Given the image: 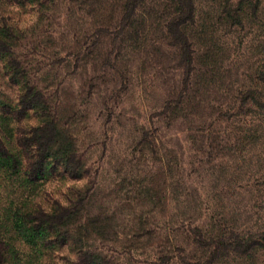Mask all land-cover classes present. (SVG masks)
<instances>
[{
    "label": "trees",
    "instance_id": "1",
    "mask_svg": "<svg viewBox=\"0 0 264 264\" xmlns=\"http://www.w3.org/2000/svg\"><path fill=\"white\" fill-rule=\"evenodd\" d=\"M60 1L18 0L21 5H39V24L44 17L54 16ZM73 1L77 8L95 18L94 30L88 35L86 31H74L72 37L79 41L75 50L81 46L90 49L104 39L101 67L105 69L104 64H109L114 75L121 77L122 67L127 66L121 53L123 45H128L133 53L143 50L146 57L151 52L173 54L181 75L177 86L166 94L162 106L166 116L178 112L187 100H193L201 86L199 77L204 78L203 86L214 79L215 46L221 48L216 35L220 18L225 28L235 29L243 25L244 18L261 20L264 16V0H214L217 13L211 19L199 11V0ZM8 2L0 0V8ZM36 27L27 34L17 33L0 19V62L5 76L19 87L15 102L0 98V192L4 194L0 198V264H54L57 259L65 264H123L119 260L123 252L140 250L145 256L150 245L147 243H156L153 251L162 253L157 257L162 264L175 263L169 255L174 249L180 253V264H210L216 260L228 264V259L240 264H264V229L241 227L231 220L213 218L204 226L188 222L181 235L199 251L198 255L192 252L189 258L176 248L177 244L171 243L168 235L156 237L150 213L153 209L160 213L164 208V194L162 189L152 186L157 172L141 162L146 151H155L146 126L140 127L134 141L138 153L123 164L122 177L108 194L100 195L91 179L83 190L69 189L63 197L69 201L68 207L58 200L44 203L36 199L42 180H77L89 175L87 159L77 148L76 130L70 123L76 112H60V106L67 103L65 97L46 91L48 83L38 76V63L34 62L36 74L30 72L32 61L23 51L24 41L37 32ZM206 58L209 61L204 69L202 61ZM257 81L264 83V72ZM233 103L240 107L237 115L247 114L242 110L250 111L249 107L264 114V90L256 82L250 84L236 92ZM30 112L43 122L42 127L29 130L21 123L32 118ZM175 183L179 185V177ZM259 185L264 187V181ZM176 195H183L184 203L195 205L192 198H197L196 193L185 190ZM112 199H116L113 207ZM65 246L77 255L78 262L55 255Z\"/></svg>",
    "mask_w": 264,
    "mask_h": 264
},
{
    "label": "rangeland",
    "instance_id": "2",
    "mask_svg": "<svg viewBox=\"0 0 264 264\" xmlns=\"http://www.w3.org/2000/svg\"><path fill=\"white\" fill-rule=\"evenodd\" d=\"M59 3L54 16L44 17L37 32L24 41L23 51L32 61V74H36L34 62L38 63L37 74L48 83L46 91L65 97L67 103L60 106V112H76L70 123L76 130L77 148L87 159L88 180H95L100 195L116 187L123 164L138 153L134 141L140 127L146 126L155 151H146L141 162L157 172L152 186L164 194V208L150 213L156 237L168 235L189 258L199 251L181 235L188 222L204 226L219 218L241 227L264 229V187L259 185L264 181V114L249 107L250 111L242 110L247 114L237 115L239 106L233 103L236 92L250 84L256 82L264 90V83L257 81L264 72V16L261 20L244 18L243 25L235 29H226L220 18L216 35L221 48L215 46L214 79L203 86L204 78L199 77L201 86L193 100L166 116L162 109L166 94L177 86L181 75L173 54L151 52L146 57L143 50L133 53L123 45L121 53L127 66L122 67L121 77L114 75L109 64L101 67V51L106 45L102 37L90 49L81 46L75 50L79 41L72 37L74 31L88 35L94 30L95 18L77 8L73 0ZM197 5L206 18L216 16L217 1L199 0ZM261 12L264 14V8ZM208 61H202L204 69ZM18 94V85L5 76L0 62V98L15 102ZM66 180H42L36 199L47 203L53 197L44 186L50 181L62 185ZM185 190L196 193L197 198H192L195 205L176 195ZM3 196L0 192V198ZM111 202L110 206H115L116 199ZM147 244L145 256L140 250L123 252L120 262L162 264L157 259L162 253L153 251L156 243ZM179 254L177 249L169 253L174 264H180ZM227 263L240 264L231 259ZM210 264L226 263L216 260Z\"/></svg>",
    "mask_w": 264,
    "mask_h": 264
},
{
    "label": "clouds",
    "instance_id": "3",
    "mask_svg": "<svg viewBox=\"0 0 264 264\" xmlns=\"http://www.w3.org/2000/svg\"><path fill=\"white\" fill-rule=\"evenodd\" d=\"M39 5L33 3H25L21 5L18 0H10L7 4L0 8V19L6 22L7 27L13 29L17 33H30L40 21V12L38 11ZM29 115H32L30 112ZM27 129H35L43 126V122L32 115L31 119H25L21 122ZM88 184V177L85 176L81 179L66 180L62 185L59 182H49L44 186L45 190L53 197L54 200H58L64 207L69 206V201L64 199L69 192V189L75 187L76 189L83 190ZM47 213H51V209L45 207ZM57 257H67L70 261H77L78 257L75 253H71L65 246L63 250L55 253ZM42 264H47L46 261H42ZM54 264H65L62 259L55 260Z\"/></svg>",
    "mask_w": 264,
    "mask_h": 264
}]
</instances>
